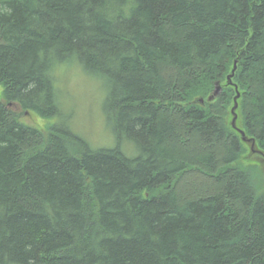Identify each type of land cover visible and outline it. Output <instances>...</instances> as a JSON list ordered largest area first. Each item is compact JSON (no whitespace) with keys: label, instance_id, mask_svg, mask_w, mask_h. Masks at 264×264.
Segmentation results:
<instances>
[{"label":"trees","instance_id":"obj_1","mask_svg":"<svg viewBox=\"0 0 264 264\" xmlns=\"http://www.w3.org/2000/svg\"><path fill=\"white\" fill-rule=\"evenodd\" d=\"M72 59L108 83L112 147L20 119L59 113ZM236 59L264 148V0H0V264H264Z\"/></svg>","mask_w":264,"mask_h":264},{"label":"rangeland","instance_id":"obj_2","mask_svg":"<svg viewBox=\"0 0 264 264\" xmlns=\"http://www.w3.org/2000/svg\"><path fill=\"white\" fill-rule=\"evenodd\" d=\"M56 71L57 85L64 102L62 109L49 118H43L34 112H23L21 121L43 130L53 127L68 129L82 136L95 149L112 147L114 137L111 125L105 115V101L109 90L106 79L85 71L78 59L61 63ZM2 93L3 86L0 84V98L4 100ZM237 113V127L245 130L243 114L240 109H237ZM232 120L233 114L230 112L227 122L234 129ZM242 142L244 143V151L239 163L244 167H258L257 171L255 173L253 171V173L257 185L261 186H259V190L263 192L264 160L260 155L264 153V148L255 147L252 141L242 139ZM126 154L133 157L135 153L129 146L126 149Z\"/></svg>","mask_w":264,"mask_h":264},{"label":"water","instance_id":"obj_3","mask_svg":"<svg viewBox=\"0 0 264 264\" xmlns=\"http://www.w3.org/2000/svg\"><path fill=\"white\" fill-rule=\"evenodd\" d=\"M237 67H238V60L236 59L235 62H234V66H233V69L231 71V73L228 75V81L229 83L232 85L234 84L233 81H232V78L233 76L235 75V72L237 70ZM235 85V88H236V91H237V94L234 98V105L231 109V112L233 114V120H232V125L234 127V129H236L240 134H241V138L243 140H246V141H252L253 145L255 146V143H256V139L254 137H249V135H247L246 131L245 130H241L240 128L237 127V124H236V121H237V118H238V113H237V109H238V106H239V102H238V99L239 97L241 96V92L239 91V88L236 84ZM222 90V85H220L219 83L216 85L215 87V90H214V94H211L209 99H214L218 94L219 92ZM202 103L204 102V99L201 98L200 100ZM28 112V111H27Z\"/></svg>","mask_w":264,"mask_h":264},{"label":"flooded vegetation","instance_id":"obj_4","mask_svg":"<svg viewBox=\"0 0 264 264\" xmlns=\"http://www.w3.org/2000/svg\"><path fill=\"white\" fill-rule=\"evenodd\" d=\"M262 154H264V153H262Z\"/></svg>","mask_w":264,"mask_h":264}]
</instances>
